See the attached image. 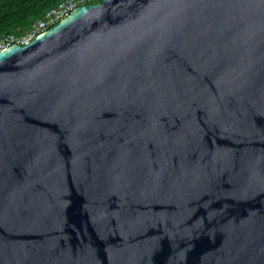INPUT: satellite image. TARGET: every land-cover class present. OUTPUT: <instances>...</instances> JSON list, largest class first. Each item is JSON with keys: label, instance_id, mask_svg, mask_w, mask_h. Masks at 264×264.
I'll return each mask as SVG.
<instances>
[{"label": "water", "instance_id": "water-1", "mask_svg": "<svg viewBox=\"0 0 264 264\" xmlns=\"http://www.w3.org/2000/svg\"><path fill=\"white\" fill-rule=\"evenodd\" d=\"M0 264H264V0H102L1 50Z\"/></svg>", "mask_w": 264, "mask_h": 264}, {"label": "trees", "instance_id": "trees-1", "mask_svg": "<svg viewBox=\"0 0 264 264\" xmlns=\"http://www.w3.org/2000/svg\"><path fill=\"white\" fill-rule=\"evenodd\" d=\"M59 1L61 0H0V35H24L33 22L42 18Z\"/></svg>", "mask_w": 264, "mask_h": 264}, {"label": "built area", "instance_id": "built-area-1", "mask_svg": "<svg viewBox=\"0 0 264 264\" xmlns=\"http://www.w3.org/2000/svg\"><path fill=\"white\" fill-rule=\"evenodd\" d=\"M99 0H61L55 6L49 8L44 16L31 25L30 29L22 36H17L13 33L0 35V51L8 48L11 45H26L29 44L36 36L42 34L50 26H53L61 19L66 17L74 8L83 4L96 3Z\"/></svg>", "mask_w": 264, "mask_h": 264}]
</instances>
